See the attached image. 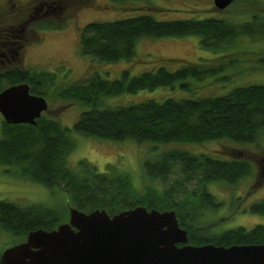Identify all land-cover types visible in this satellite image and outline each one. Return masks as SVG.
Returning a JSON list of instances; mask_svg holds the SVG:
<instances>
[{"label":"trees","instance_id":"16d2710c","mask_svg":"<svg viewBox=\"0 0 264 264\" xmlns=\"http://www.w3.org/2000/svg\"><path fill=\"white\" fill-rule=\"evenodd\" d=\"M149 8L154 12L158 10ZM47 24L48 29L60 28ZM186 36H198L203 49L226 52L243 37L264 39V17L255 16L251 22L233 24L220 19L161 21L151 13H143L121 20L90 23L82 29L79 42L85 56L99 63L116 64L135 58L136 45L141 38ZM237 61L211 65L167 59L160 61L156 70L135 76L124 72L120 79L109 80L95 73L69 85L57 84V77L45 72L15 69L0 75V80L8 76L11 86L28 84L33 95L47 98L53 90L64 101L92 108L82 113L72 128L45 115L35 126L10 125L3 120L0 166L9 167L20 177L52 192L66 194L67 202L50 207L0 201V234L8 233L23 243L33 231H53L68 223L71 208L85 213L106 210L114 216L143 206L148 210H174L180 226L188 232L189 245H264L263 224L252 229L237 227L212 232L206 219L207 213H217L224 207L209 187L214 184L236 186L252 176L255 167L248 158L236 154L194 153L175 147L157 150L159 154L154 160L143 163L145 176L164 184L170 178L174 180L160 191L149 187L144 193L134 187L128 173L112 165H108L105 172L86 160L79 162L75 169L68 165V156L76 147L74 133L99 140L156 146L218 141L255 144L264 133V84L237 87L221 96L167 98L161 102L150 99L126 106L103 107L104 100L110 97L177 86L188 90L189 79L206 80ZM175 65L179 68L171 70ZM243 212L264 216V199L244 208Z\"/></svg>","mask_w":264,"mask_h":264},{"label":"rangeland","instance_id":"374dc122","mask_svg":"<svg viewBox=\"0 0 264 264\" xmlns=\"http://www.w3.org/2000/svg\"><path fill=\"white\" fill-rule=\"evenodd\" d=\"M38 1H58L62 10L47 16H44L46 9L35 14V7L40 6ZM214 1L129 0L115 3L110 0H0V9L9 14V23L17 26L18 29H21L20 26L25 27L23 34L25 47L20 60L9 71L17 69L50 73L57 77V84L69 85L95 73L109 80L120 79L124 72L135 76L145 71L156 70L160 61L167 59H180L194 64L209 62L211 65L238 60L235 65L226 67L223 72L210 76L206 80L189 79L188 90L177 86L175 89L159 88L137 94H125L106 98L103 107L126 106L150 99L161 102L167 98L192 99L209 95L221 96L237 87L264 84V39L259 40L257 37H243L235 43V47L226 52L203 49L198 36L141 38L136 45L135 58L116 64L99 63L82 53L79 42L80 33L86 25L93 22L121 20L143 13H151L161 21L220 19L233 24L251 22L255 16L264 17V0H236L226 10H218ZM149 7L158 10L154 12ZM47 23L60 28L48 29ZM221 58L223 59L218 62ZM177 68L179 65L170 67L171 70ZM10 87L8 76L0 80V93ZM46 100L49 109L43 115L59 121L68 128L74 126L82 113L92 109L80 103L64 101L55 95L53 90L50 91ZM3 120L0 114V138ZM73 138L76 147L68 156L69 167L75 169L79 162L86 160L95 164L100 172H105L107 166L112 165L119 171L128 173L134 187L141 193L149 187L160 191L174 180L170 178L164 184L160 180H150L145 176L143 163L149 159L154 160L159 154L156 153L157 150L163 151L175 147L188 149L194 153L223 156L236 154L248 158L255 167L252 176L236 186L214 184L209 187L224 207L217 213H207L206 219L209 222V230L212 232H222L237 227L252 229L256 225H264V216L243 212L244 208L264 199V133L255 144L250 145L218 141L201 145L156 146L134 141L99 140L77 133L73 134ZM0 201L23 206L44 204L54 207L65 204L67 196L24 179L18 175L17 171L9 167L0 166ZM20 242L21 239H16L8 233H1L0 255L4 250Z\"/></svg>","mask_w":264,"mask_h":264},{"label":"water","instance_id":"95a60500","mask_svg":"<svg viewBox=\"0 0 264 264\" xmlns=\"http://www.w3.org/2000/svg\"><path fill=\"white\" fill-rule=\"evenodd\" d=\"M236 0H215L226 10ZM49 109L46 98L18 84L0 93V114L10 125L35 126ZM174 210L138 206L110 216L70 209L68 223L36 230L3 251L0 264H264V245H189Z\"/></svg>","mask_w":264,"mask_h":264},{"label":"flooded vegetation","instance_id":"af4514ba","mask_svg":"<svg viewBox=\"0 0 264 264\" xmlns=\"http://www.w3.org/2000/svg\"><path fill=\"white\" fill-rule=\"evenodd\" d=\"M38 2L40 6L35 7V14H39L46 9L44 16H47L62 10L58 1ZM8 16L9 14L0 9V75L5 74L14 67L20 60L22 50L25 47L23 42L25 27L20 26L21 29H18L17 26L11 25Z\"/></svg>","mask_w":264,"mask_h":264}]
</instances>
